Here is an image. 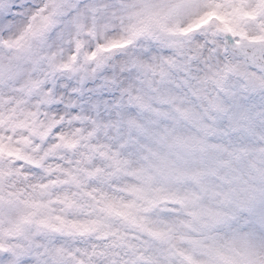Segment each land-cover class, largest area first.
<instances>
[{
	"label": "snow or ice",
	"instance_id": "obj_1",
	"mask_svg": "<svg viewBox=\"0 0 264 264\" xmlns=\"http://www.w3.org/2000/svg\"><path fill=\"white\" fill-rule=\"evenodd\" d=\"M123 7L129 39L151 27L173 37L184 36L194 27L214 21L216 31L228 38L233 52L249 65L264 67V0H167L163 6L133 0ZM109 9L105 0H88L83 6L81 0H0V49L10 53L0 56V87L5 80H18L23 64L37 66L41 59L48 61L53 72L74 70L73 61L86 44L84 37L95 38L111 27L115 14ZM186 16L192 17L187 26L182 22ZM49 34L55 45L49 44ZM121 43L128 40L106 38L85 58H96ZM66 46L68 58L57 60ZM169 46L180 48L182 41L171 39ZM45 48L51 51L37 56V50ZM237 70L238 66L226 62L215 70L213 78L223 88L227 76ZM46 81L29 78L12 90L15 95L0 91V261L158 264L146 250L147 242L143 248L130 244L116 220L130 221L156 239L165 233L149 228L151 221L145 214L162 203L175 206L165 209L170 212L183 207L204 228L226 221L222 211L203 206L196 191L179 187L191 181L203 189V172L176 166L147 142L167 140V130L154 132L150 127L153 121L145 123L129 115L123 125L126 133L113 137L108 130H118L120 121H92L85 131L79 124L88 118L74 114L67 121L71 130L62 131L65 121L42 120L40 113L28 106V97L52 87ZM250 86L262 89L264 79L251 77ZM130 102L157 120L200 122L196 112L167 92L155 98L135 95ZM155 105L171 106L174 115ZM213 107L223 110L219 102ZM72 110L76 112L75 104ZM101 130L104 139H100ZM172 143L203 148L202 141L178 134L172 136ZM85 240L93 242L82 246ZM189 244L188 250L179 253L182 264H202L193 250L202 247L203 241L190 239ZM120 249H130L132 259L125 258ZM208 254L213 257L210 264H217L219 253L209 247Z\"/></svg>",
	"mask_w": 264,
	"mask_h": 264
},
{
	"label": "clouds",
	"instance_id": "obj_2",
	"mask_svg": "<svg viewBox=\"0 0 264 264\" xmlns=\"http://www.w3.org/2000/svg\"><path fill=\"white\" fill-rule=\"evenodd\" d=\"M87 2L81 0L82 6ZM132 2L105 0L115 14L111 27L95 38L84 37L86 44L73 61L74 70L53 72L46 59H41L37 66L25 63L19 70L20 78L5 80L0 91L15 95L12 90L22 87L29 78H47L52 87L28 97V106L37 110L42 120L53 119L57 124L65 121L62 131L71 130L67 121L74 114L88 118L79 124L85 131L92 127V121H120L118 130H108L113 137L126 133L123 125L129 115L145 123L153 121L150 127L154 132L167 130L170 133L167 140L153 138L147 142L176 166L203 172L200 180L203 189L191 181L179 187L196 191L200 203L222 211L226 221L204 228L183 207L170 212L165 209L175 206L162 203L145 214L151 221L149 228L165 233L161 238H150L130 221L118 219L116 226L128 235L133 246L143 248L147 242L146 250L158 264H182L179 253L190 248V239L203 241L202 247L193 250L202 264L213 260L208 254L209 247L219 253L215 258L217 264H264V88L254 90L250 86L251 77L264 79V67L249 65L242 55L233 52L228 38L216 31L214 21L194 27L184 36L173 37L151 27L129 39L125 31L128 21L122 17H126L123 6ZM150 2L163 6L167 0ZM191 19L186 16L182 22L187 26ZM106 38L128 43L86 59L85 54L95 51L97 43L105 42ZM171 39H180L182 47H170ZM48 42L55 45L51 34ZM49 51L38 49L36 54L44 57ZM69 54L66 46L57 60H66ZM8 55L7 49H0V56ZM226 62L238 66V70L227 76L221 88L213 74ZM162 92L178 97L183 106L196 112L200 116L199 125L174 119L157 120L130 102L135 95L155 98ZM214 102L221 103L223 110L217 111ZM155 106L174 115L171 106ZM177 134L202 141L203 148L172 143V136ZM100 139H104L102 130ZM92 242L85 240L82 246ZM120 251L125 258L132 259L130 249ZM0 264H8V259Z\"/></svg>",
	"mask_w": 264,
	"mask_h": 264
}]
</instances>
